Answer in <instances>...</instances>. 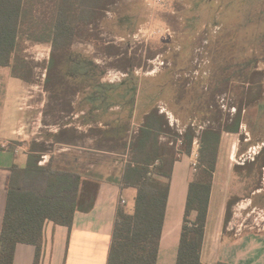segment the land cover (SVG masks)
<instances>
[{"label": "trees", "instance_id": "obj_1", "mask_svg": "<svg viewBox=\"0 0 264 264\" xmlns=\"http://www.w3.org/2000/svg\"><path fill=\"white\" fill-rule=\"evenodd\" d=\"M123 1L0 0V67L10 68L15 78L32 84L33 67L26 51L30 45H49L46 90L80 94L84 123L103 125L98 129L99 146L112 144L113 149L107 150L112 152L122 147L127 158L120 174L107 179L94 170H83L76 161L66 167L52 162L41 166L43 155L36 153L29 155L24 169L13 168L0 236V264H14L19 244L34 246L35 264H39L46 223L71 230L75 215L91 212L101 185L108 182L121 189L135 188L137 196L131 212L118 209L107 264H157L174 168L184 156L192 155L195 143L199 144L198 165L189 183L176 264H203L201 252L222 134L240 133L244 108L264 110V71L249 63L239 65L240 69L227 68L232 82L246 87L244 106L232 124L190 126L179 132L159 109L160 96L146 95L130 79L104 82L105 70L71 53L77 43L98 46L99 24ZM244 69L250 71L245 76ZM233 174L235 179L251 181L253 191L260 190L264 148L252 162L235 165ZM35 182L41 184L37 187ZM238 197L229 200L227 221Z\"/></svg>", "mask_w": 264, "mask_h": 264}, {"label": "rangeland", "instance_id": "obj_2", "mask_svg": "<svg viewBox=\"0 0 264 264\" xmlns=\"http://www.w3.org/2000/svg\"><path fill=\"white\" fill-rule=\"evenodd\" d=\"M98 33V46L77 43L71 48L72 55L90 59L105 70L104 82L130 79L146 95L160 96L159 109L179 132L190 126L224 128L232 124L244 106L246 87L240 82L234 84L227 68L249 63L264 71V0H125L107 14ZM26 54L33 67V83L27 85L20 106L27 118L24 131L28 141L39 140L36 149L53 151L52 142L57 140L87 149L102 147L108 153L98 156L83 151L77 163L83 170H94L106 179L113 173L118 176L124 151L122 147L107 151L113 149L112 144L99 146V130L82 120L81 95L46 90L51 47L30 45ZM243 71L244 76L250 72ZM38 114L39 130L35 120ZM65 124L70 127L63 131ZM55 132L59 133L57 137ZM32 133H36L34 139ZM222 141L227 153L236 150L233 168L252 162L264 148V110L244 108L240 133L223 132ZM195 148L194 170L198 165V143ZM56 151L54 166H61L59 160L66 156L59 147ZM75 154H67L73 157L71 164L78 156ZM219 168L225 171L226 164L221 162ZM34 184L38 187L41 183ZM234 186L233 196L238 195L239 201L229 210L232 232L264 234V175L258 191L250 188L251 181L238 178Z\"/></svg>", "mask_w": 264, "mask_h": 264}, {"label": "crops", "instance_id": "obj_3", "mask_svg": "<svg viewBox=\"0 0 264 264\" xmlns=\"http://www.w3.org/2000/svg\"><path fill=\"white\" fill-rule=\"evenodd\" d=\"M27 85L15 78L10 68L0 67V236L12 169H24L30 154H42L43 160L40 165L46 166L51 162H57L56 148L59 147L60 153L63 152L66 156L59 162L61 167H66L73 160V157L67 156L71 152L77 153L75 155L78 156L74 157L76 162H81L83 151L93 152L98 156L108 153L97 148L87 149L65 140L52 142L54 151L48 149V152H43L44 149H36L35 146H38L40 141L33 138L36 133L31 135L34 140L28 141L27 132L24 131L28 124L27 118L25 120V113L20 106ZM40 115L35 118L38 130L41 127ZM82 120L84 122V117ZM69 127L65 124L62 129L64 131ZM89 127L102 129L103 125L95 122ZM57 135L59 133L55 132L54 137ZM1 143H9V145L3 148ZM223 145L221 143L211 191L201 261L203 264H264V234H240L238 231L233 233L230 228L231 219L228 221L226 219L229 200L236 194L232 163L236 150L231 149L227 153ZM196 154V150L193 149L191 156H184L175 165L157 264L177 262L189 183L195 171L193 166H195ZM126 159L124 156L122 165L126 163ZM221 162L226 164L225 171H220ZM136 196L135 188L121 189L113 183H103L94 209L88 213H77L71 230L47 222L39 264H107L118 209L124 208L131 212ZM35 261L34 246L28 244L17 246L14 264H35Z\"/></svg>", "mask_w": 264, "mask_h": 264}, {"label": "built area", "instance_id": "obj_4", "mask_svg": "<svg viewBox=\"0 0 264 264\" xmlns=\"http://www.w3.org/2000/svg\"><path fill=\"white\" fill-rule=\"evenodd\" d=\"M1 145H2V147L3 148H6L8 145H9V143H1ZM195 166H196V164H195ZM125 202L123 201V204H124Z\"/></svg>", "mask_w": 264, "mask_h": 264}]
</instances>
